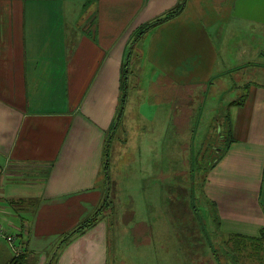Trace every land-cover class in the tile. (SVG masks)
<instances>
[{"label": "crops", "instance_id": "obj_1", "mask_svg": "<svg viewBox=\"0 0 264 264\" xmlns=\"http://www.w3.org/2000/svg\"><path fill=\"white\" fill-rule=\"evenodd\" d=\"M181 1L0 0V225L24 264H108L102 211L62 239L114 185L109 134L123 64L135 59L139 90L129 97L140 102L127 113L136 129L166 101L191 127L225 94L224 145L202 191L221 232L256 236L264 226V0H184L131 41ZM14 255L0 238V264Z\"/></svg>", "mask_w": 264, "mask_h": 264}, {"label": "rangeland", "instance_id": "obj_2", "mask_svg": "<svg viewBox=\"0 0 264 264\" xmlns=\"http://www.w3.org/2000/svg\"><path fill=\"white\" fill-rule=\"evenodd\" d=\"M136 61L130 65L127 97L120 99V125L109 134L107 159L114 185L102 201L107 200L102 212L109 238L108 264H228L227 234L220 231L214 208L200 195V182L195 194H189V185L204 177L224 145L220 111L226 112L225 94L210 97L218 101L191 116V127L176 123L179 113L169 112L171 102L166 101L159 112H150V127L140 125L141 133L127 113L140 102L138 96L129 97L131 91L139 90ZM239 64L235 60L231 67ZM239 76L236 71L228 74L230 80ZM122 83L120 77L121 93ZM213 88L210 95L215 93ZM239 261L255 264L244 262L243 255Z\"/></svg>", "mask_w": 264, "mask_h": 264}, {"label": "trees", "instance_id": "obj_3", "mask_svg": "<svg viewBox=\"0 0 264 264\" xmlns=\"http://www.w3.org/2000/svg\"><path fill=\"white\" fill-rule=\"evenodd\" d=\"M183 4H184V0H182L181 3L179 5H177L175 8L168 11L165 15H162L161 17L154 19L151 23H147V24L141 26L139 29H137V31L134 34L135 40L132 39L131 41L135 42L137 40V37L140 36L144 31H146L148 29H152L157 24H159L160 22L168 20V19L176 16L177 14H179L183 9ZM130 50H131V47H129V49H127V52H130ZM134 51H135V49L132 51L131 55L134 53ZM131 64H132V61H130V60H129V62L125 61L123 64V67H122L121 79L123 81V83H122L123 92L120 94L121 102L125 101V99L127 97V84H128V77L130 74V65ZM244 97H245V95L243 94L240 97L239 101L243 100ZM119 105H120V103H119ZM120 113H119V108H118V115H117V119H116L117 124L115 125V123H113L115 125L114 128H116L119 124V121L121 118ZM211 161L213 162L214 159ZM212 162L209 165L208 169L212 165ZM208 169L206 170V173H207ZM206 173H205V175H206ZM192 175H193V173H192ZM205 175H204V177H202V179L198 178V180H196L195 183L192 180V183H194V185H189L190 186L189 194H190V196L195 194V191L197 190L195 186L198 185V182H200V187L198 185V190L200 191V195L202 196V198L206 202H208L210 204V207L214 208L213 204L210 203L206 199V197L202 191V184H203V181L205 179ZM104 204L105 203L102 202L89 217L83 219L75 227H73L70 231H68L63 236L62 240L68 239L74 233L80 232L81 230L88 228L94 222H96L97 217L100 214V212L102 211ZM214 213H215V211H214ZM217 225H218V221H217ZM226 238L227 239H225V241H224V243H225L224 244V254L226 256H228V258H227V261L229 262L228 264H243V262L239 261V258L242 255H243V261L244 262L253 261V262H255V264H264V226L260 228L259 234L256 236L229 233V234H227ZM227 242H229L228 245H226ZM229 247H231L232 251H229ZM21 255H22L21 253L18 255H14L12 261L9 262V264H24L21 260V258H22Z\"/></svg>", "mask_w": 264, "mask_h": 264}, {"label": "built area", "instance_id": "obj_4", "mask_svg": "<svg viewBox=\"0 0 264 264\" xmlns=\"http://www.w3.org/2000/svg\"><path fill=\"white\" fill-rule=\"evenodd\" d=\"M0 238L4 239L13 249L15 255H18L21 253V250L17 243L15 242V235H12L10 233H7L0 225Z\"/></svg>", "mask_w": 264, "mask_h": 264}]
</instances>
